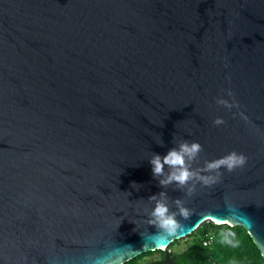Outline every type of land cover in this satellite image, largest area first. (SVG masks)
<instances>
[{
  "label": "water",
  "instance_id": "water-1",
  "mask_svg": "<svg viewBox=\"0 0 264 264\" xmlns=\"http://www.w3.org/2000/svg\"><path fill=\"white\" fill-rule=\"evenodd\" d=\"M184 140L246 163L163 188ZM161 192L190 212L163 240ZM210 220L264 256V0H0V264H122Z\"/></svg>",
  "mask_w": 264,
  "mask_h": 264
},
{
  "label": "clouds",
  "instance_id": "clouds-1",
  "mask_svg": "<svg viewBox=\"0 0 264 264\" xmlns=\"http://www.w3.org/2000/svg\"><path fill=\"white\" fill-rule=\"evenodd\" d=\"M229 94L231 95V93ZM217 103L229 109L233 106L224 99H218ZM223 123L221 118L214 121L217 126ZM159 144L163 146V140ZM202 151L203 147L200 143L184 140L178 144V147L171 148L166 155L153 154L149 161L152 166L153 177L159 179V184L163 188L175 184L177 189L183 190L191 184V187H188V194L191 195L196 188V184L192 183L193 181L210 186L219 180L222 174L220 169L223 168L232 172L238 167H243L247 160L243 154L231 152L217 160L205 161L201 169H194L192 165L198 161ZM204 173H217V175ZM132 186L137 190L140 188L135 183ZM167 199L166 192L150 197V200L155 201V207L151 211L149 223L159 230L158 236L161 240L165 239L166 235L175 233L180 227L176 219L177 214L185 218L190 215L189 209L184 206L181 199L175 200L178 212H171Z\"/></svg>",
  "mask_w": 264,
  "mask_h": 264
},
{
  "label": "trees",
  "instance_id": "trees-1",
  "mask_svg": "<svg viewBox=\"0 0 264 264\" xmlns=\"http://www.w3.org/2000/svg\"><path fill=\"white\" fill-rule=\"evenodd\" d=\"M214 233L211 244L204 245L208 233ZM192 242L181 251H168L180 239H175L166 250L142 252L122 264H264V256L242 225L205 221L187 235ZM159 252L157 258L144 259Z\"/></svg>",
  "mask_w": 264,
  "mask_h": 264
},
{
  "label": "rangeland",
  "instance_id": "rangeland-1",
  "mask_svg": "<svg viewBox=\"0 0 264 264\" xmlns=\"http://www.w3.org/2000/svg\"><path fill=\"white\" fill-rule=\"evenodd\" d=\"M192 242V237L186 236L183 238H180V240L174 244L170 249H168V251H181L183 249H185L187 246H189V244ZM160 256V253L157 252L155 254L152 255H148L146 256L144 259H149V258H157Z\"/></svg>",
  "mask_w": 264,
  "mask_h": 264
},
{
  "label": "built area",
  "instance_id": "built-area-1",
  "mask_svg": "<svg viewBox=\"0 0 264 264\" xmlns=\"http://www.w3.org/2000/svg\"><path fill=\"white\" fill-rule=\"evenodd\" d=\"M214 233L210 232L208 233L207 237L204 240V245H209L213 241Z\"/></svg>",
  "mask_w": 264,
  "mask_h": 264
}]
</instances>
